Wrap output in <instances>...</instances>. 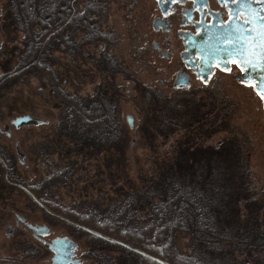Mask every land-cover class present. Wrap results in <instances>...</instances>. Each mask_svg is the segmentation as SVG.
<instances>
[{
	"label": "trees",
	"instance_id": "16d2710c",
	"mask_svg": "<svg viewBox=\"0 0 264 264\" xmlns=\"http://www.w3.org/2000/svg\"><path fill=\"white\" fill-rule=\"evenodd\" d=\"M110 5L112 0H7L10 17L24 36L16 71L6 67L8 73L0 79V90L6 80L39 71L62 103L59 131L43 138L47 144L57 143L61 161L49 163L48 181L45 177L38 192L32 194H53L51 189L62 185H54V179H63L69 185L78 167V162L69 160H76V154L77 159L81 155L91 159L95 150H101L100 144H114L119 161L126 160L129 127L122 118V95L112 83L117 69L123 76L131 74L114 51L110 52L118 42L114 33L105 30ZM89 45L96 51L92 58L101 83L85 98L64 89L54 65L56 53L70 52L75 59L74 54L93 53ZM144 92L149 98L144 103L148 114L142 137L148 146L155 145L156 133L167 137L165 133L180 130V124L184 134L194 138H179L169 157L159 159L154 169L140 174L137 180L127 178V169L120 164L118 178L127 185L117 188L115 198L72 201V220L111 239L89 235L85 261L264 264V208L251 187L247 142L238 133H232L217 147L205 146L201 138L203 131L216 130L221 123L228 126L227 108L219 106L216 111V107L184 95L178 99L179 104L153 94L150 88ZM2 156L0 181L6 184L17 178V170L12 155Z\"/></svg>",
	"mask_w": 264,
	"mask_h": 264
},
{
	"label": "rangeland",
	"instance_id": "374dc122",
	"mask_svg": "<svg viewBox=\"0 0 264 264\" xmlns=\"http://www.w3.org/2000/svg\"><path fill=\"white\" fill-rule=\"evenodd\" d=\"M110 7L105 28H108L112 33L115 29L114 34L118 41L113 43L110 52L113 53L114 51L113 54L117 59L119 58L124 68L131 74V77L123 76L122 70L117 69L121 73H115V80L112 83L113 87H116L122 95L120 101L122 118L127 128L129 124L126 116L132 114L135 117L134 128L129 127L128 129L130 134L126 160L124 162L119 161V153L115 147H112L114 144L108 146L100 144L101 150H95L89 160H85L82 155L77 159L79 156L76 154V160H69L78 162L77 172L74 173L71 183L68 182V185L63 179H54V185H62L53 187L51 189L53 194L44 196L49 202L48 206L58 214L65 215V217L55 216L52 219H44L42 217L43 211L37 207L34 213H26L28 219L32 222H48L52 225V233L46 237V240L70 235L75 232L72 229L75 226H71L73 224L69 223L72 220L70 218L72 209L74 210L70 205L72 201H89L98 199V197H105L107 200L108 196L113 198L118 187L127 185L126 181L118 178L122 171L120 164L126 167L127 178L137 180L140 174H147L152 168L154 169V165L159 159L168 158L175 149L179 138L183 136V140L193 137L189 136L188 133L185 135V128L180 124V130L165 133V135H169L167 137L156 133L158 138L154 141L155 145L153 147L148 146L142 137L145 116L148 114L144 108V103L149 98L144 92L146 88L152 89L153 94H162L171 102L177 101L179 104L182 103L178 99L184 95L196 102H205L216 107V111L219 106L227 108L228 126L225 123L220 125L217 123L219 127L217 126L216 130L203 131L201 135L204 140L203 144L217 147L220 143L227 141L232 133H238V136L247 142L251 187L254 189V197L258 198L264 208V106L261 96L252 87L237 86L233 79L227 80V84H222V87L219 85L215 87L213 81L205 86L194 82L196 85L189 90L171 89L168 81L165 85H161L158 78H164L166 74H154L152 70H146L143 73L142 69L147 67L145 62L148 61L139 60L134 55L136 43L131 39V25L133 24L132 17L135 15L129 16L131 12L127 13V6L121 4L120 0H112ZM12 21L7 0H0V79L3 76L6 78L9 67L11 71L17 67L16 63L20 58L18 54L23 45V31L17 22ZM140 27V22H138L137 32L141 30ZM89 48L93 53H89V56L74 54L75 59L70 52H58L55 54L56 62L54 65V72L61 77L64 89L73 95L85 98L91 96L101 83L92 58V54H95L96 51L91 45ZM1 86L3 87L0 90V125L3 128L9 127L12 135L9 137L0 132V158H3L2 155H12L15 162L14 167L17 170V178L14 180L26 185L27 187L25 186L24 189H30L32 187L29 184H34L39 180L45 181V177L48 181L49 175L46 173L47 170H51L48 167L49 163L55 164L61 161L57 143L47 144L43 138L48 134H53L55 130L59 131L60 121L63 118L61 115L62 103L51 93V84L48 78L39 71H35L26 77L20 74L4 81ZM28 114L48 122L45 124H23L20 127L11 123L12 119ZM212 116H214L213 113ZM16 144L19 145L18 150L25 156L24 164H21L18 159ZM68 144H71L70 140ZM75 150L79 152L78 149ZM4 183L0 181V196L4 198L3 200L0 199V246L2 248L0 250V264H52L53 252L42 244H40L38 259H25L22 263L11 260L15 253L12 243L16 239V235L7 237L6 230L9 225H16L15 213L22 211V207L26 208L27 203H30L28 197L32 195L33 191L27 192ZM5 200L8 201L9 206L2 209L1 206ZM76 238L79 242L77 256L81 257L82 264H89L83 257L89 235L83 233L76 235ZM111 254L116 256L114 250L111 251Z\"/></svg>",
	"mask_w": 264,
	"mask_h": 264
},
{
	"label": "flooded vegetation",
	"instance_id": "af4514ba",
	"mask_svg": "<svg viewBox=\"0 0 264 264\" xmlns=\"http://www.w3.org/2000/svg\"><path fill=\"white\" fill-rule=\"evenodd\" d=\"M120 3L127 6V13L131 12L129 16L135 15L132 17L133 24L131 25V39L136 43L134 55L139 60L148 61L147 63L145 62L147 67H144L142 72L145 73L146 70H152L154 74H166L164 78H158V82L161 85H165L166 81H168L171 89L189 90L196 85L194 82L205 86L213 81L215 87L218 85L222 87V84H227V80L233 79L237 86L252 87L250 84L242 83L241 81L252 79L254 82H259L264 79L260 69L240 71L236 64L228 62L222 54H214L215 49L221 47L218 40L219 35L224 32L225 28H231L235 22H229L228 25L219 23L222 20H228V8L224 7L218 0H207V4L203 0H120ZM230 7L234 9L240 8L239 15L241 17L248 12V9L241 8L239 4L230 5ZM251 7L252 9H257L259 6L252 4ZM138 22H140L141 30L137 32ZM105 30L107 31L108 28ZM218 64L220 67L217 66ZM225 67L229 70L224 71ZM204 79L207 80L206 84ZM181 82H188L189 85L179 86L178 84H181ZM254 89L258 93V89ZM13 120H11V123ZM1 128L3 127L0 125ZM6 128L10 129L9 127ZM0 132L4 133L1 130ZM4 134L7 135L6 133ZM11 135L12 132L9 137ZM16 148L18 155L22 153L18 150V144H16ZM41 183H44V181H36L34 184H29L32 188L24 189L26 185L18 181H7V184L27 192H38V185ZM28 198L30 203H27L26 208L22 207V211H16L15 213L16 225H9L6 230L7 237L16 235V239L12 243L15 253L11 260H14V262L22 263L25 259H38L39 250L41 249L40 244L50 249L47 243L53 240H46V237L52 233V225L48 222H32L28 219L26 213L32 214L38 207L43 211L42 217L44 219H52L55 216L65 217V215L62 216L53 211L48 206L49 202L43 195L32 194ZM0 199L3 200V196H0ZM3 202L4 204L1 208H8V201L5 200ZM69 223L73 224L71 226H75V228H72L75 232L70 235H62L61 237H70L77 243L75 257L81 260V257L77 256L79 242L76 235L86 233L97 236L93 233V231H97L75 220H71ZM30 224L47 226L49 232L44 235L36 233L29 227ZM10 228L12 229L9 232ZM98 233L103 235L100 232ZM80 264H82V260Z\"/></svg>",
	"mask_w": 264,
	"mask_h": 264
},
{
	"label": "snow or ice",
	"instance_id": "6c2138e0",
	"mask_svg": "<svg viewBox=\"0 0 264 264\" xmlns=\"http://www.w3.org/2000/svg\"><path fill=\"white\" fill-rule=\"evenodd\" d=\"M207 4V0H203ZM228 8V20L220 21L223 25L233 22L231 28H225L219 35L220 48L215 49L214 54H222L228 62L236 64L240 71L247 69H260L264 75V0H218ZM239 4L241 8L248 9L243 17L239 15L240 8L234 9L230 5ZM259 7L252 9L251 5ZM235 59H230V58ZM220 67V65H217ZM228 71V68H224ZM258 89V94L264 99V79L254 82L252 79L241 81ZM204 83L207 80L204 79ZM178 86V85H177ZM131 122V117L129 118Z\"/></svg>",
	"mask_w": 264,
	"mask_h": 264
},
{
	"label": "water",
	"instance_id": "95a60500",
	"mask_svg": "<svg viewBox=\"0 0 264 264\" xmlns=\"http://www.w3.org/2000/svg\"><path fill=\"white\" fill-rule=\"evenodd\" d=\"M177 85V84H176ZM179 86H188V82H181V84H178ZM131 117V122L129 118ZM126 120L129 124V127L131 129L134 128L135 125V117L132 114H128L126 116ZM47 120H44L39 117H35L32 115H24L20 116L12 121V124L16 127H20L23 124H29V123H36V124H43L46 123ZM2 132L6 133L8 136L10 135V129L6 128L0 129ZM19 161L21 164L25 163V156L23 153H19L18 155ZM20 216V215H19ZM20 218V217H19ZM24 221V219H23ZM30 228H32L36 233H40L41 235L47 234L49 232V228L47 226L42 225H29ZM12 228L9 229V232ZM93 233L97 236H101L104 239L111 240L105 235H101L98 232ZM48 247L50 250L54 253L51 261L52 264H80L81 260L76 258V249H77V243L70 237H58L53 239L52 241L48 242Z\"/></svg>",
	"mask_w": 264,
	"mask_h": 264
}]
</instances>
